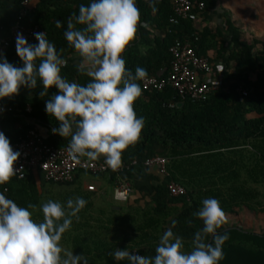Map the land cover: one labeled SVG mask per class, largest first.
<instances>
[{
  "label": "trees",
  "instance_id": "1",
  "mask_svg": "<svg viewBox=\"0 0 264 264\" xmlns=\"http://www.w3.org/2000/svg\"><path fill=\"white\" fill-rule=\"evenodd\" d=\"M23 1L0 0V24L7 36L12 25L4 9L9 3L20 6ZM37 1L26 22L39 25L57 50L63 49L68 66L62 69V75L69 81L86 84L91 78L78 71L77 51L63 33L68 19L90 0ZM198 1L206 2L198 21L183 19L173 24L170 22L174 15L173 0H137L143 26L138 27L136 39L123 57L126 67L133 72L140 66L149 76H166L173 61L172 47L177 42L190 41L199 55L210 58L214 78L220 77L223 86L207 100L198 102L183 99L172 87L143 91L134 108L138 116L145 118V127L141 139L122 155V164L131 165L134 160L139 164L120 174L97 175H110L112 181L124 176L132 180L135 174L146 172V158L161 154L168 158L169 175L165 179L154 183L140 199L123 204L113 200L103 206L98 205L96 197L101 193L106 199L104 194L83 186L82 178L91 174L88 171H79L72 182H51L39 171L29 173L24 179L12 177L0 185L9 187L4 194L19 206L34 205L29 210L41 220V205L53 200L45 194L46 187L76 185L60 192V202L82 197L87 205L79 218L73 219L61 242L69 243L75 253L86 256L89 264H127L113 259L111 253L117 248L154 256L159 237L172 226L173 220L176 221L173 232L191 250L195 233L203 227L202 220L194 213L206 198L218 199L226 214V222L218 230L229 236L223 245L224 258L220 264H264V232L254 230L245 219L247 215L256 218L264 214V40L249 39L228 16L224 29L203 26L211 19L216 0H197L196 8ZM58 20L62 23L59 28ZM3 56L15 66H23L16 48H10ZM42 90L39 84L32 90L22 87L18 95L1 100L19 109L6 115L0 124V131L10 142L27 137L28 131L38 125L58 127V121L45 112L46 101L58 89L52 87L47 96L41 97ZM28 106L32 107L31 112L26 111ZM69 140L70 137L54 133L45 138L57 147L67 146ZM157 148L162 152H157ZM172 181L184 186L187 194L171 195L168 184Z\"/></svg>",
  "mask_w": 264,
  "mask_h": 264
},
{
  "label": "clouds",
  "instance_id": "2",
  "mask_svg": "<svg viewBox=\"0 0 264 264\" xmlns=\"http://www.w3.org/2000/svg\"><path fill=\"white\" fill-rule=\"evenodd\" d=\"M140 15L137 0H90L68 19L64 38L79 54L78 71L91 78L83 85L62 75L68 59L45 32L34 34L35 44L17 33L16 52L23 66H15L0 54V100L18 95L22 87L32 90L42 85L41 97L55 87L58 92L46 101L45 112L58 121L52 132L70 137L68 156L77 161L103 157L113 170L120 168L124 151L141 139L146 123L134 105L143 94L140 82L149 74L140 66L133 72L123 57L143 26ZM61 26L58 20L57 27ZM20 155L0 131V185L18 174L14 165ZM4 191H0V264H89L86 256L74 255L61 245L73 219L87 205L84 198H69L65 203L48 200L41 205L43 219L37 221L29 210L34 205L21 207ZM201 204L194 215L203 227L195 233L191 250L173 232V220L159 237L154 256L117 248L111 253L113 259L127 264H220L229 236L218 230L226 214L216 198H206Z\"/></svg>",
  "mask_w": 264,
  "mask_h": 264
},
{
  "label": "built area",
  "instance_id": "3",
  "mask_svg": "<svg viewBox=\"0 0 264 264\" xmlns=\"http://www.w3.org/2000/svg\"><path fill=\"white\" fill-rule=\"evenodd\" d=\"M197 0H173L174 15L170 18V22L177 24L180 20L191 19L198 21L200 19V11L206 8L205 1H198L197 8L195 6ZM32 0H24L21 4V10L11 27L9 36L5 34L4 27L0 24V54L5 55L6 52L14 47L16 48L17 33H22L30 44H34L35 33L45 32L37 24H28L26 18L32 10ZM173 61L171 69L166 76H149L142 81L143 91L158 90L163 91L168 87L175 89L183 99H190L194 102L207 100L210 95L219 90L223 86L221 78H214V65L209 57L201 56L197 53L196 48L190 41L177 42L172 49ZM244 95L247 91L239 89ZM19 111L14 106L6 105L0 100V124L9 113ZM27 112L32 111V107L26 108ZM14 151L21 153L18 161L14 165L20 171L14 177L24 179L31 172L41 171L48 181L55 183L72 182L76 178L79 171H88L91 174L98 175L100 173H123L125 169H130L132 165L139 164L138 160H134L131 165L122 164L120 168L113 170L102 161H89L87 158H81L79 161L68 156L67 146L57 147L45 141L42 133L38 128H32L28 131V136L17 142H10ZM144 165L149 167H157L161 173L168 176V158L164 155L157 154L146 158ZM7 189V191H4ZM89 191H97L95 184H88ZM168 189L173 196H182L187 194L184 186L172 181L168 184ZM0 191L7 193L9 187L0 186ZM133 186L129 181H118L114 190V198L116 201L125 203L130 200L133 194Z\"/></svg>",
  "mask_w": 264,
  "mask_h": 264
},
{
  "label": "crops",
  "instance_id": "4",
  "mask_svg": "<svg viewBox=\"0 0 264 264\" xmlns=\"http://www.w3.org/2000/svg\"><path fill=\"white\" fill-rule=\"evenodd\" d=\"M37 2V0H32V8L36 6ZM20 10L21 5L17 6L14 3H9L4 9V14L11 25L15 22ZM227 16L230 17L239 28L245 31L249 39L256 37L264 40V0H216V5L211 9V19L205 22L203 26H219L224 29ZM210 55L213 56V52H210ZM76 57H79L78 53H76ZM38 129L46 139L53 133V128L48 125H38ZM157 152L161 153L162 150L157 148ZM102 160H104L103 157L97 159V161ZM97 177L100 181H92L90 184H95L98 189L97 192H102L104 194L105 189H103L102 185L105 183L112 189V200H115L114 190L118 181L131 182L134 191L129 201H134V199L142 198L143 195L152 189L154 183L165 179L166 175L161 173L157 167H149L146 168V172L135 174L132 180H129L127 176L122 177L118 181H112L110 175ZM83 186L87 189L86 181L83 182ZM116 202L121 203L119 201Z\"/></svg>",
  "mask_w": 264,
  "mask_h": 264
},
{
  "label": "rangeland",
  "instance_id": "5",
  "mask_svg": "<svg viewBox=\"0 0 264 264\" xmlns=\"http://www.w3.org/2000/svg\"><path fill=\"white\" fill-rule=\"evenodd\" d=\"M83 182H87L90 184V182H99L100 180L98 179L97 175L94 174H88L85 175L82 178ZM76 185H66V186H58V185H48L45 189V194L47 193L48 197L60 202V192H62L63 190H71L73 188H76ZM103 189H105V193L104 196L107 199H104L102 197V194L99 193L96 197V200L98 202V205H105L108 201H113L112 200V189L107 186L105 183L102 185ZM118 203V202H117ZM122 204V203H120ZM33 217L34 219H36L37 221L41 220V217L39 215H37L36 213L33 212ZM246 221L249 224L250 227H252L254 230L258 231V232H264V214L261 213L260 215H258V217L254 218L251 215H247L246 216ZM61 245L66 248L67 250L73 251L74 255H78L77 253H75V251L73 250L72 246L67 243V242H61Z\"/></svg>",
  "mask_w": 264,
  "mask_h": 264
}]
</instances>
